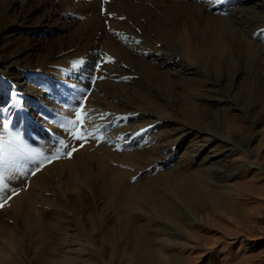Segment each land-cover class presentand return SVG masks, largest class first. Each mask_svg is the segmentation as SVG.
Returning <instances> with one entry per match:
<instances>
[{"label":"bare ground","instance_id":"1","mask_svg":"<svg viewBox=\"0 0 264 264\" xmlns=\"http://www.w3.org/2000/svg\"><path fill=\"white\" fill-rule=\"evenodd\" d=\"M134 1L112 0L107 4V11L115 15H126L130 20L140 22L144 29V34L139 35L132 29L133 25L129 26L125 21L121 23L115 16L116 20L113 22L126 33L127 38L121 41L127 42V45L121 44V41L106 32L104 17L99 14L101 0H96L90 9L86 6L88 4L83 7V13L86 16L90 14L91 17L85 23H79L81 26L75 20L62 22L63 27L70 26L71 22L75 23L76 29L74 28L75 31L67 39L59 41L58 48L53 43L47 58H42L36 64L17 65V68L26 69L23 71L30 75L38 72L29 70L30 68L41 66L42 70L44 67L45 71H39L41 75H48L51 81L55 79L62 82L56 89L60 91L61 97L54 105L46 101L44 90L39 91L38 87L25 82L27 90L25 88L22 91L21 87L25 84L20 79L23 75L15 70H11L9 81L0 76V128L3 129H0V133L3 131L7 135L3 140L10 139L9 133L19 134L29 148L47 154L49 147L60 139L59 136L49 139L46 130L51 129L57 122V109L69 92L66 85H78L73 80L62 81L63 76L59 74L54 76L61 71L63 59L60 55L64 56L73 48L78 51L90 47L98 48L97 38H105L108 39V48L115 56L135 69L131 73L107 64L104 72L107 81L101 87L103 93L107 92L113 101L104 105L108 108L102 110L103 105L101 106V101L96 96L98 93H94V99L91 98L95 100L94 105H91L96 110L92 113L94 125L104 129L97 133L103 135L104 143L90 141L76 151L71 159L61 158L45 163L36 175L27 177L26 180L21 175L11 184L18 191V195L0 209V264H23L21 257L26 258L29 247H35L37 252L41 246L48 252L51 264H111L105 257V247L110 244L107 240L109 238L119 241L130 250L135 256V264H170L173 260L179 261L180 258L187 257L181 256L186 253L187 248V243H181L183 239H197L199 235L197 236L196 229L205 227L206 217L205 220L202 219L200 213L204 214L211 206L231 208L238 187L234 182L237 184L242 177L245 179L253 168H260L261 171L260 164L250 163L239 157L248 159L251 153L258 151L251 149L249 152V147L256 141L255 123H263L264 120V82L259 80L258 83H251L248 78L241 77V103L243 106L250 105L256 112L246 110L242 115L237 114L229 100L220 96L208 98L195 93L199 77L189 61L195 59L191 58L194 57L193 42L201 40L208 30H215L216 37L213 38V33L210 32L207 38L210 42L212 39L214 41L213 60L216 70L228 64L223 50L227 43L234 45V42L237 45L245 42L249 51L254 54L255 64H264V0H224L218 5L211 0H200L202 5L194 6V9L198 10L203 21L199 22L205 27L202 25L203 29L198 32H190L186 26L177 27L172 32L160 19L155 20L151 16L155 15L154 12L146 17L144 11L141 15L136 12L138 8L146 9L148 1L153 5L155 2L161 5L164 2L162 0L139 1L142 4L135 6ZM71 2L2 0L0 4H7V8L13 6L29 18H47L54 15L53 19H56L61 11L69 8L66 6ZM74 3L76 1L73 0ZM165 6L176 7L163 12L170 21L174 16H186L190 13L186 8L189 6L184 1H177L173 5L166 3ZM139 16L141 20H146V25L138 20ZM60 19L59 17L58 20ZM175 27L173 25L172 29ZM77 32L81 34L79 37H76ZM159 36L165 39L162 40ZM137 40L140 42L136 43ZM172 44L187 60L179 58L174 51L168 49ZM254 45L258 50L254 49ZM239 48H236L238 54ZM37 49L33 48L29 53L33 54ZM131 51L136 55H132ZM199 59L207 66L208 58ZM85 60L86 63L97 61L94 51H90ZM114 72L116 74L112 77L111 73ZM88 74L86 76H90V72ZM85 78L83 83L79 80L81 90H87L91 86L90 80L86 81ZM135 83L144 88L140 90L144 93L159 86L166 87L172 93L176 84L183 85L185 92L178 97L179 105L184 111L179 113L182 116L187 111V115L180 117L181 119L174 116V105H178L174 99L171 100L174 106L171 109H167L166 104L160 107L146 100L140 103L130 102L128 89ZM17 86L21 92H18ZM191 90L194 92L191 93ZM208 91L210 90L207 89ZM32 92L35 94L33 103L28 99ZM71 94L78 96L82 93ZM19 95H22V99ZM17 100H20L22 107L16 103ZM25 101L27 103H23ZM204 104L209 112H206ZM210 108L219 109L223 113L218 114ZM41 113L46 118H42ZM100 113L106 114L105 117L102 118ZM250 116L255 120L250 121ZM119 117L127 119H118ZM5 123L10 127L3 128ZM214 138L219 142L213 143ZM116 146L123 150H115ZM91 147L93 152L90 151ZM137 168L152 174L148 173L134 180ZM194 208L198 213L192 212ZM230 208L228 209L231 211ZM109 210L112 214H109ZM234 212L236 211L232 213ZM242 216L244 215L240 214ZM112 217L116 218L120 228L114 232L113 237L108 238L111 230L109 221ZM121 224L124 226L121 227ZM193 255L195 254L191 258H195Z\"/></svg>","mask_w":264,"mask_h":264},{"label":"rangeland","instance_id":"2","mask_svg":"<svg viewBox=\"0 0 264 264\" xmlns=\"http://www.w3.org/2000/svg\"><path fill=\"white\" fill-rule=\"evenodd\" d=\"M55 1L61 2L64 0H59V1L55 0ZM71 1L68 0V2H71V3L68 6H66L69 8L67 10L64 9V11H61L63 14L60 13L58 16H56L58 18L60 17L61 18L60 20H58V18L56 17H55L56 19H53L54 15H51L52 17L47 16V18L46 17L45 18H42V17L29 18L28 15L23 14L22 12H20L17 8H14L13 6L10 8H7V4H4V5L0 4V76L5 81H9L10 76H11L10 74L11 70H15L16 72L20 73V75L21 74L23 75V77H21L20 79V82L24 80L23 84H25L23 85V87H21L22 91L25 90V88L27 90V87H26L27 84L33 85L34 87H38L39 91L44 90L43 92L45 93L44 96L46 97V101L51 105H54L57 102V99L59 100V98L61 97V96L59 97L60 91L56 89H58L57 87L60 86L62 82H59L55 79L51 81L50 80L51 77H47L48 75L46 76L41 75L39 71H45L46 68L44 67H42L43 68L42 70H40L41 66L40 68L39 66L33 69L30 68L29 70L38 71V72H35L34 75L32 74L30 75L28 72L23 71L26 69L17 68V65L36 64L40 62L42 58H47V55H49V53L51 52L50 48H52L53 43H54V46L55 47L57 46L58 48V46L60 45L58 44L59 41L67 39L75 31L74 30L75 23L71 22L70 26L63 27V24H62L63 21L68 20L69 22V21L75 20L74 22H76V24L81 26L91 17L90 14H87L88 16L87 17L86 14L83 13L85 11L83 7L86 4H88L86 6H88V8L90 9V7H92L96 3V0H74V2L76 1V3L74 4H73V0ZM139 1L144 2V0H135L134 6L136 4H142V3H139ZM162 1L164 2H162L161 5L159 4L160 6L158 5V2H155V5H153L152 3L148 1L146 9L138 8L136 12H138V14L141 15L144 11L145 17L146 15L149 16V14L154 12L155 15H151V16H154L155 20L160 19L163 25L168 27L172 32H175L176 28L181 27V26H186L190 32L192 31L198 32V30H202L203 29L202 25L205 27L204 24L200 23L203 21H202L201 16H199L198 10L194 9V6H197V5L199 6L200 4L202 5V2L200 0H162ZM177 1L179 2L184 1L185 5L189 6V7L186 6V8L189 9L190 13L186 16H182V15L174 16L173 20L170 21L167 15L163 14V12L164 10H167V9L174 10L176 7L165 6V4L167 3L168 5L169 4L173 5V4H176ZM111 2L112 0H110L109 3L107 4L109 5ZM107 4L102 5V0H101L100 10L102 6L108 10ZM99 14L102 16V18L104 17L103 22H104V25L106 26L105 30L109 35H111L112 37H114L115 39L119 41L127 38L126 33L123 30L121 31V29L118 28L119 25L113 22V20H116V17H120L121 13L120 14L118 13L119 15H114L113 18H111L112 20L108 19V17L105 15L103 16L101 14V11L99 12ZM227 14L230 15V13H226V15ZM226 15H222V16L225 17ZM121 16L125 17L126 19L118 20L117 18V21L121 23L125 21V23H128L129 26L133 25L132 29L134 31H137L139 35L144 34V31H143L144 29L142 28L140 22H137V21L135 22L134 20H130L128 17H126V15H121ZM105 20H107V24H105ZM138 20L139 21L141 20L140 16L138 17ZM44 22L46 24L48 23V25H46ZM79 23H82V24H79ZM141 23L145 25L147 24L145 19H142ZM173 25L176 26L174 29H172ZM156 26L160 30L159 25L156 24ZM136 27L139 28V30H137ZM112 30H117L116 32H118L120 35L119 36L115 35ZM159 30H154V32H158ZM210 32L213 33L212 34L213 38L216 37L215 30H208L207 33L205 32L202 35L203 38H201V40H198L197 42L194 41L192 44L193 51H194V57H191V58H195V59H193V61H189V63L193 65V68L196 72H198V77H199L198 84L196 85V89L198 90L195 89V93H198L200 96L206 95L208 98L220 96L223 99H227L231 102L233 111L237 114L242 115L243 113H246L249 110L256 112V109L254 108L252 109L250 105H246V106L242 105L241 100H240L241 99L240 94H242L240 92L241 91L240 90L241 89L240 80L242 77V78H248L251 83L252 82L255 83L259 80L264 82V64H260V63H258L260 65L255 64L254 54L251 51H249L248 45L245 42L242 41V44L240 45H237L234 42V45H230L229 43L226 44L223 41L227 45L226 49L223 50V52H224V57L226 58V61L228 62V64L216 70L215 61L213 60L214 58L213 48L215 47L213 45L214 41L212 39L210 42L208 41V38H207ZM79 34L80 33H78L77 34L78 36L76 35V37H79L81 35ZM83 38L85 39L84 36ZM159 38L162 40L165 39L163 36H159ZM107 40L108 39H105V38L104 39L97 38V41L99 42L98 48L90 47L83 51H78L73 48L70 51H67L66 54L64 53L65 55H68V56L60 55L59 57L63 59V62L60 65L61 71L54 74V76L56 77L58 74L59 76H63L62 81L73 80L74 84L78 83L77 85L78 87L76 86L77 89H81L79 88L80 87L79 84L80 82L82 83L85 82L84 81L85 77H86L85 78L86 81H89V80L91 81L93 76L103 77V78L96 79L95 84H91L90 86L92 90H91L90 95L87 97V104H86V107L88 109L95 108L94 106H91V105H94L93 101L95 102V100H91V98L94 97L93 96L94 93L95 94L98 93L96 94V96L98 95V99H100L99 102L100 101L102 102V103L100 102L101 106L103 105L101 107L102 110H105V108H108L104 105H107V103L113 101L112 99H110L109 97L110 95L107 92L103 93L104 90L101 87V84H104L107 81L104 75V72L106 70L105 68H107L106 67L107 64L109 65L112 64L114 68L119 67L122 71H128V72L131 71V73L134 72L135 70L134 68H131L132 66L130 67L129 64L124 62L118 56H115V54L108 48ZM153 41L158 42V40L156 39H153ZM120 43L121 44L124 43L127 45V42L121 41ZM159 46H161V44ZM126 47H129V46H126ZM237 47L238 48L240 47L239 48L240 54H238V51L236 49ZM33 48H38V49L34 51L33 54H30L29 51H31V49ZM63 48H66V46H64ZM168 49L170 51H174L179 58L187 60L186 56L180 53L179 50L175 48L174 44L169 46ZM254 49L258 50V48L255 45H254ZM90 51H94V57L97 58V61H94L93 63H86L85 58H87ZM131 52H132V55L134 56L136 55L135 52L133 51ZM199 58H208L207 66H204L205 64H202V60H200ZM109 60H111L112 62H109ZM81 61H83L82 64L80 63ZM98 61L102 62V67L94 73L93 68L97 64ZM121 63H123L122 66H121ZM68 70L70 71L68 72ZM89 72H90L91 77L88 76ZM250 72H251V75H250ZM86 74L88 75L86 76ZM115 74L116 72H114L113 74L111 73V76L114 77L113 75ZM27 75H30L28 79H26ZM39 82H43L44 84H46L49 87L48 88L49 90L47 89L46 85L43 86L44 84L39 83ZM57 83L58 85H56ZM96 83L98 84L96 85ZM133 87H137V88L134 89ZM66 88L67 90H69V92H67L66 94L67 97L65 98V100H68L69 102H71L68 96L70 97V95H72L71 93H74V92L72 90V87H70V84H67ZM17 89H18V92H21L18 86H17ZM142 89L144 88L138 87L136 83L131 84L130 88L128 89V94L130 95L129 96L130 102L140 103L146 100L148 103L149 102L154 103L155 106L158 105L162 107L163 104H166L167 109H171L172 107L175 106L174 116H177L180 118L184 115H187L188 113L187 111H185L182 116L179 113V111L181 112L184 111V108L180 107L179 105V97H178V96H182V94L185 92L186 88L183 85L176 84L174 86V90H172V93L168 89H166V87L164 88L161 86H159L158 88L153 87L151 88V92H146V93L140 92V90L142 91ZM207 89H209L210 91L207 92ZM190 92L192 93L194 92V90H191ZM78 93L81 94L82 92H78ZM33 94L34 93L32 92L29 95L30 98H28L32 101V103H33V99L35 96V94L34 95ZM18 97H22V95H19ZM172 99L176 100L178 102V105L173 106V103L171 101ZM108 100H111V101H108ZM23 103H27V101ZM204 105L206 107V112H209L207 110L208 108L207 105L206 104ZM164 107L166 108V106ZM175 110H176V113H175ZM210 110L215 111L218 114L223 113L222 111L216 108H210ZM199 112H201V107L199 108ZM263 118H264V115H263ZM249 120L254 121L255 118L253 116L251 118L250 116ZM263 124H264V120H263V123L262 122H260L259 124L255 123L254 134L256 135V141L253 142L249 147V152H251V149L255 151L256 149H258V151L254 154L251 153V157L248 159L244 157H239V159L241 160H245L250 163L256 162L260 164L261 171L259 170L260 168L259 169L253 168L251 169V172H249L247 176H245V179L244 177H242V179L237 181V184L236 182H234L235 185L238 186L236 190L237 192L236 194L239 196V198H237L238 196L235 195L234 197L235 200L234 199L232 200L231 208L228 206L226 207L227 209L228 208L231 209V211L228 209L231 214L223 206H219V207L211 206L207 208L208 211L206 210L204 214L203 212L200 213L201 215L199 214L201 218L203 217L202 219L204 220L206 217L205 227L202 226L201 228H198V230L196 229L197 231L196 234L198 233L197 236L199 235L197 239L194 240L191 238L188 240L187 237L183 239L181 243L182 244L187 243L186 244L187 248L185 249L186 253L181 254V256L183 257L187 256V257L182 258V259L180 258L179 261L173 260L170 264H182V263L183 264H264V172H263L264 171V163H263L264 156L262 157V155H264V144H263L264 125ZM95 126L98 127V125L96 124ZM9 127L10 126L8 125L7 128ZM261 128L263 129V131ZM0 129L3 130L2 128ZM102 131H104V129L102 130L100 129V132ZM2 133L3 131H1L0 133V136L2 137L0 138L6 139L7 135L6 134L4 135V133L3 134ZM257 138L261 140L259 141ZM257 141H259L260 144H258L259 142ZM217 142L219 141L216 138H214L213 143H217ZM102 143L104 142H101L100 144ZM90 151L93 152L92 147L90 148ZM135 173L136 174L134 175V178H135L134 180H137L143 175L148 174L150 172L145 169L139 171V169L137 168ZM151 174L152 173H150L149 175ZM15 181L16 179L13 180L12 183H14ZM236 201H239V202H236ZM234 203L235 204L237 203V204L235 205ZM190 204L191 202L189 203V206ZM235 207L238 209H236ZM232 208L236 211L234 212L235 215L234 213H232L234 211L232 210ZM110 210H109V214H112ZM195 210H192V212L198 213L197 210L196 212ZM240 210H242L241 213H240ZM221 212H223L224 215H221ZM205 214L206 216H204ZM240 214H243L244 216L240 217ZM226 215H228V217ZM1 217L2 216L0 215V219H2ZM109 225L111 226L110 228L111 230L109 232L110 236H108V238L113 237L114 232L116 233V231L120 228L119 223L116 222V218H113V217L112 219H110ZM122 226L124 225L121 224V227ZM107 240L110 241V244L106 245L105 247L106 248L105 257L108 262H110L111 264H135V260H134L135 256L132 252H130V250L125 248V246H122L121 243L117 240L114 241V239L112 238H109ZM43 248L44 247L41 246L40 248L37 249L38 251L36 252L35 247H29L26 258L21 257V259H23L22 260L23 264H51L48 260L49 254L48 252H45ZM201 253L202 255H200ZM192 254H195L193 255V257L195 258L198 257V258L196 259L191 258ZM188 258L189 259L191 258V259L189 260Z\"/></svg>","mask_w":264,"mask_h":264},{"label":"snow or ice","instance_id":"3","mask_svg":"<svg viewBox=\"0 0 264 264\" xmlns=\"http://www.w3.org/2000/svg\"><path fill=\"white\" fill-rule=\"evenodd\" d=\"M214 4H222L224 0H211ZM109 3V0H102V5ZM101 14L111 19L115 14L108 12L102 6ZM120 20L126 19L123 16L117 17ZM107 24V20H105ZM115 35L119 36L118 32L112 30ZM139 43L140 41H135ZM109 62H112L109 60ZM81 64L83 61L80 62ZM102 67V62L98 61L93 68L95 73ZM103 78L93 76L90 84H95L96 79ZM73 92H82L81 95H70V101L65 100L59 105L58 119L56 124L48 132V138L52 139L54 136H59L60 139L56 140L48 149L47 154L43 152H36L29 148L28 145L20 138L19 134L12 135L9 133L10 139L4 141L0 139V209H3L8 201L18 195V191L11 186L14 179H19L22 175L25 180L29 176H34L45 163H51L54 160L61 158L71 159L76 151L84 147L90 141L104 142L103 135H97L100 128L94 125V117L92 113L95 109H88L86 107L87 97L91 93V87L87 90L77 89L76 85H72ZM22 99V97H21ZM16 103L22 107L20 100ZM106 114L100 113L103 118ZM110 115V114H109ZM42 118L44 114L41 113ZM118 119H127V117H119ZM91 125V127H89ZM7 123L4 128L7 129ZM144 130L142 129L141 132ZM139 134V133H137ZM115 150L122 151L123 148L116 146ZM32 165V167H26ZM135 179V178H134Z\"/></svg>","mask_w":264,"mask_h":264}]
</instances>
